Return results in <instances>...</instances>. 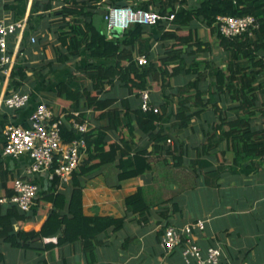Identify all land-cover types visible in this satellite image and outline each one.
<instances>
[{"label":"trees","instance_id":"16d2710c","mask_svg":"<svg viewBox=\"0 0 264 264\" xmlns=\"http://www.w3.org/2000/svg\"><path fill=\"white\" fill-rule=\"evenodd\" d=\"M51 1L43 3L42 9L57 17L55 32L60 46L66 50L62 52L60 47H56L57 61L65 63L81 52L93 59L80 74L73 73L67 80L59 81L55 85V94L69 101L66 120L74 118L81 122L86 111L91 109L100 124L82 134L86 144L85 155L67 183L69 192L59 187L57 176L49 180L46 189L37 178L32 179L40 185L38 200L50 204L38 229L14 226L16 222L31 219L35 212L33 207L23 211L13 203H8L5 208L0 204V240L14 248L40 253L53 247L51 242L42 246L44 238L56 236V244L82 239L88 246L93 237L110 226L112 230L119 229L123 225V217L84 214L83 178L94 175L108 163H115L121 178L142 175L151 167V157L157 156H163L166 162L170 157L175 166L184 165V154L188 148L179 132L191 126L192 117H200L208 109H211L214 120L219 122H214L206 131L205 141L201 144L203 152L226 140L227 147L234 152V161L244 168L253 166L256 163L254 159L264 158V127L252 124L254 119L264 116V99L261 98L264 97V0H197L193 6L188 0H138V7L134 5L136 0H71L62 1L59 8H54ZM121 1L133 8L151 7L162 16L169 13L174 16L171 20L159 19L153 25L160 32L157 36L150 24L135 21L123 29H112L108 37L104 19L106 6H117ZM34 2L39 5L38 0ZM245 14H251L259 21V27L253 34L245 32L226 37L217 31L214 24L217 16ZM194 19L202 20L209 27L224 51V66H217L213 76V100L205 97L198 82L205 78L200 65L204 63L212 69L214 64L198 59L188 63L183 57L190 46H195L196 50L209 48L197 29L190 27ZM184 28L187 30L182 33ZM154 42L159 43L160 50H154ZM138 55L145 57V63L138 64ZM45 65L50 66L51 63ZM45 65L35 68L39 79ZM180 73L197 75L174 88L170 78ZM80 75L90 80V86L81 82L82 87H72V81H83ZM10 76L17 89L25 76L24 67H16ZM154 83H158L160 92H151ZM106 84L110 89L119 85L126 94L118 98L103 95ZM143 89L149 90L151 107L146 110L140 106V91ZM132 98L139 99L138 106L132 105ZM170 101L176 103V109L167 129L163 119L169 113ZM218 103H228L229 110L236 113L235 117L225 120L224 109ZM73 111H78V115ZM223 123L228 124L227 129ZM109 131L117 132L119 138L111 140ZM60 133L64 142L79 136L70 122L61 123ZM144 138L146 141L138 144ZM198 160L189 163L193 165ZM8 174L7 166L0 160V180L7 196L13 193V181L11 188L6 185ZM124 203L128 212L143 217L150 208L141 187L127 195ZM2 261L0 252V264Z\"/></svg>","mask_w":264,"mask_h":264},{"label":"crops","instance_id":"0c3cea01","mask_svg":"<svg viewBox=\"0 0 264 264\" xmlns=\"http://www.w3.org/2000/svg\"><path fill=\"white\" fill-rule=\"evenodd\" d=\"M38 1L39 5L34 0H0V18L13 21L24 19V26L7 37L11 62L0 66V160L9 170L8 188H11L14 177L37 178L42 186L47 177L43 172L35 175L26 172L30 161L27 154L18 158L2 155L5 125L15 123L27 126L31 111L40 101L51 107L54 116L62 123H72L74 118L65 119L69 101L56 96L55 85L93 62L84 52L65 63L57 61L56 47H60L62 52L66 51L60 46L55 32L58 19L42 9V4L47 0ZM62 1L71 0H52L51 4L59 8ZM188 2L193 6L197 0ZM134 5L138 7V0ZM150 27L156 36L160 33L153 25ZM190 27L197 29L198 35L208 42L209 48L196 50L195 46H190L183 57L188 63L198 59L214 64L212 69L204 63L200 65L205 78L198 82L205 97L213 100V76L217 66H224V51L202 20L194 19ZM186 30L184 28L182 33ZM158 46L159 43L154 42V50ZM156 50H160V47ZM47 63L51 65H45ZM42 65L45 66L41 69L42 77L39 79L35 68ZM21 66L24 67L25 76L15 89L10 74ZM196 75L176 74L170 78V84L174 88L182 86ZM80 76L83 81H72V87L80 88L82 83L90 86V80ZM108 89L110 87L106 84L102 94L117 98L126 94L119 85ZM11 91L28 92L31 95L29 103L17 110L8 109L3 99ZM151 92H160L158 83L152 85ZM131 103L138 106L139 99L132 98ZM218 105L224 109L225 120L235 117L236 113L229 110L228 103ZM168 107L169 113L163 119L167 129L170 128L176 103L170 101ZM73 113L78 115V111ZM83 119L87 121L88 129L100 124L91 109L86 111ZM216 121L219 122L218 119L214 120L211 109H208L200 117H192L191 126L179 132L188 148L182 166L172 164L170 157L166 162L163 156H157L151 157V167L142 175L121 178L115 163H108L102 165L94 175L83 178L84 214L123 217L124 222L119 229L112 230L110 226L93 237L88 246L82 239L56 244V236L44 238L41 245L51 242L53 247L43 249L40 253L14 248L0 240V252L3 254L1 264H195L193 260L186 262L183 259L180 247L170 251L163 249L160 232L167 224L180 226L196 219L205 220L204 228L195 231L196 242L202 249L210 245L218 246L221 250L219 264H264V158L254 159L256 163L253 166L244 168L234 161V152L227 147L226 140L203 152L201 144L205 141L206 131ZM252 124L264 127V118L258 117ZM223 127L227 129L228 124L223 123ZM108 135L111 140L119 138L117 132L109 131ZM146 139L140 140L138 144H143ZM196 159L199 160L193 165L189 163ZM61 186L62 190L69 192L68 184ZM138 187L143 189L144 198L150 205L145 217L128 212L124 203L125 197ZM5 193L6 188L0 180V197ZM0 204L5 208L8 203ZM49 207L48 202H35L31 219L16 222L15 228L21 225L24 229H38Z\"/></svg>","mask_w":264,"mask_h":264},{"label":"built area","instance_id":"2783aa9c","mask_svg":"<svg viewBox=\"0 0 264 264\" xmlns=\"http://www.w3.org/2000/svg\"><path fill=\"white\" fill-rule=\"evenodd\" d=\"M173 13L160 15L153 8L141 9L131 6H106L104 19L107 23V35L114 28L123 29L129 23L139 21L154 25L159 19L171 20ZM217 31L226 36L234 37L247 32L253 34L259 27L258 19L251 15L242 16L219 15L216 17ZM24 26V19L7 20L0 18V66L9 64L12 56L8 53L7 37ZM34 40L33 38L31 39ZM138 64L145 63L143 55L136 56ZM28 92L11 91L3 99L8 109L17 110L30 101ZM140 106L149 109V90L140 91ZM156 109V108H154ZM62 121L54 116L53 110L45 102H38L29 115L27 126L8 123L3 129L4 143L2 155L18 158L22 154L29 157L26 172L29 175L45 173L49 181L54 176L59 179V187L69 183L72 173L77 169L85 153V140L82 134L88 129L87 121H73L72 126L79 134L69 142H64L60 133ZM13 193L0 197V202L16 204L20 210L29 211L38 198L40 185L30 179L14 177ZM205 220L196 219L177 226L167 224L160 235V244L166 251L175 247L181 248V255L186 262L193 260L195 264H219L221 250L216 245L202 249L196 242L195 231L204 228Z\"/></svg>","mask_w":264,"mask_h":264},{"label":"water","instance_id":"95a60500","mask_svg":"<svg viewBox=\"0 0 264 264\" xmlns=\"http://www.w3.org/2000/svg\"><path fill=\"white\" fill-rule=\"evenodd\" d=\"M119 5L125 6V5H126V2L121 1V2L119 3ZM49 184H50V182L45 178V179H44V182H43V188L46 189V188L48 187Z\"/></svg>","mask_w":264,"mask_h":264},{"label":"rangeland","instance_id":"374dc122","mask_svg":"<svg viewBox=\"0 0 264 264\" xmlns=\"http://www.w3.org/2000/svg\"><path fill=\"white\" fill-rule=\"evenodd\" d=\"M261 98H262V100L264 99V97H261ZM261 118H264V116L261 117ZM36 202H37V203L40 202V201L38 200V198L36 199Z\"/></svg>","mask_w":264,"mask_h":264}]
</instances>
